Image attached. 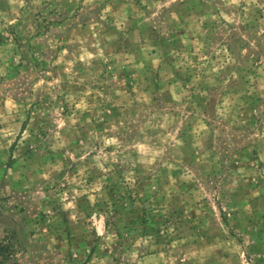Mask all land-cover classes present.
Masks as SVG:
<instances>
[{"label":"rangeland","instance_id":"rangeland-1","mask_svg":"<svg viewBox=\"0 0 264 264\" xmlns=\"http://www.w3.org/2000/svg\"><path fill=\"white\" fill-rule=\"evenodd\" d=\"M9 264H264V0H0Z\"/></svg>","mask_w":264,"mask_h":264},{"label":"trees","instance_id":"trees-1","mask_svg":"<svg viewBox=\"0 0 264 264\" xmlns=\"http://www.w3.org/2000/svg\"><path fill=\"white\" fill-rule=\"evenodd\" d=\"M15 247L11 242L10 235L0 238V264H9V260L14 257Z\"/></svg>","mask_w":264,"mask_h":264}]
</instances>
